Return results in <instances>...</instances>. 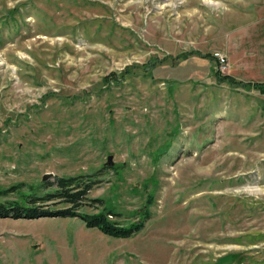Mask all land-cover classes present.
<instances>
[{
    "label": "rangeland",
    "instance_id": "1",
    "mask_svg": "<svg viewBox=\"0 0 264 264\" xmlns=\"http://www.w3.org/2000/svg\"><path fill=\"white\" fill-rule=\"evenodd\" d=\"M258 10L0 0V204L88 183L78 216L56 196L32 205L48 216L0 215V264H264ZM104 211L148 219L115 238L81 218Z\"/></svg>",
    "mask_w": 264,
    "mask_h": 264
},
{
    "label": "trees",
    "instance_id": "2",
    "mask_svg": "<svg viewBox=\"0 0 264 264\" xmlns=\"http://www.w3.org/2000/svg\"><path fill=\"white\" fill-rule=\"evenodd\" d=\"M213 59H216L212 56ZM218 62V61H217ZM220 72H215L216 76L220 80H229L233 82L234 80L230 77H223L219 74ZM258 89L264 94V83H260L257 85ZM90 181V180H89ZM84 185V186H83ZM88 183L80 178H72V179H61L58 181V189L55 190L52 194H47L42 198L32 197V200L29 196L26 197L27 201L30 205L25 206L19 202H11L8 201L5 204H0V215L9 214L10 211L15 212L16 215H25L29 218H36L38 216H48L50 213L48 211L41 212L36 206H32L36 200H44L48 201L50 198L58 197L60 199H67V201L73 205V208L67 211L60 212L58 215L61 217H74L78 213L79 207L83 205L82 201L84 200V194L86 189H88ZM74 187L76 190L74 191ZM74 191V192H73ZM100 201V200H98ZM28 204V203H27ZM148 212L144 213L147 214ZM51 215V214H50ZM121 214L114 213V211H104L102 213L88 215L82 214L81 218L85 221L87 227L89 228H97L104 234L115 237V238H129L137 233H139L145 226V222L148 219L145 217L138 222L131 223L129 226H124L118 223L117 221H112L110 217L120 216ZM229 258V257H228Z\"/></svg>",
    "mask_w": 264,
    "mask_h": 264
},
{
    "label": "crops",
    "instance_id": "3",
    "mask_svg": "<svg viewBox=\"0 0 264 264\" xmlns=\"http://www.w3.org/2000/svg\"><path fill=\"white\" fill-rule=\"evenodd\" d=\"M259 9L258 10V25L264 29V0H258Z\"/></svg>",
    "mask_w": 264,
    "mask_h": 264
},
{
    "label": "built area",
    "instance_id": "4",
    "mask_svg": "<svg viewBox=\"0 0 264 264\" xmlns=\"http://www.w3.org/2000/svg\"><path fill=\"white\" fill-rule=\"evenodd\" d=\"M215 57L217 58V60H219V62H221L222 64L225 63V58L221 55V54H215Z\"/></svg>",
    "mask_w": 264,
    "mask_h": 264
},
{
    "label": "water",
    "instance_id": "5",
    "mask_svg": "<svg viewBox=\"0 0 264 264\" xmlns=\"http://www.w3.org/2000/svg\"><path fill=\"white\" fill-rule=\"evenodd\" d=\"M111 160H112V156L109 157V161H111ZM51 176H52V175L47 174V175L44 177V180L47 181Z\"/></svg>",
    "mask_w": 264,
    "mask_h": 264
}]
</instances>
